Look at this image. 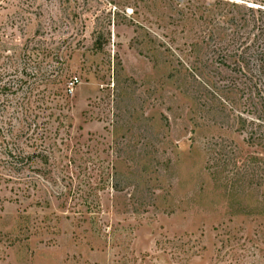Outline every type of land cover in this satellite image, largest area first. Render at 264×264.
Instances as JSON below:
<instances>
[{
	"label": "rangeland",
	"instance_id": "obj_1",
	"mask_svg": "<svg viewBox=\"0 0 264 264\" xmlns=\"http://www.w3.org/2000/svg\"><path fill=\"white\" fill-rule=\"evenodd\" d=\"M4 1L0 264H264V0Z\"/></svg>",
	"mask_w": 264,
	"mask_h": 264
},
{
	"label": "trees",
	"instance_id": "obj_2",
	"mask_svg": "<svg viewBox=\"0 0 264 264\" xmlns=\"http://www.w3.org/2000/svg\"><path fill=\"white\" fill-rule=\"evenodd\" d=\"M2 2V1H1ZM0 2V3H1ZM7 3V0L4 3ZM262 18L258 17L254 19V28H258V31L263 33L264 27V13H259ZM262 47H264V41L262 42ZM258 70L256 77L254 78V89L258 98L264 102V50L257 55ZM17 72V71H14ZM21 75L28 77L29 74L25 70L21 72ZM8 74H4V77L0 74V181H4L9 177L12 180V174L23 173L28 167L32 158L28 156L25 151L26 148H30L28 145L22 147L20 144L22 140H25L31 133L35 134L38 130V126L33 124L26 119L27 114L30 115L31 109L29 105L20 103L21 99H12L19 92L23 91L19 88L15 89L14 81L6 80ZM34 77V76H33ZM23 79L21 78V81ZM20 80L17 81V83ZM62 83V82H61ZM27 93V91H26ZM25 99V97H24ZM23 99V100H24ZM16 101L15 104L12 102ZM4 114H10L8 120L3 119ZM22 115L23 119H17L16 115ZM257 120H260L259 117ZM264 123V120H262ZM253 127V126H252ZM261 126H255L254 129H250L249 136L257 135V129ZM12 140H15L14 142ZM37 157V156H36ZM39 160V158L37 157ZM42 162H47L42 161Z\"/></svg>",
	"mask_w": 264,
	"mask_h": 264
}]
</instances>
